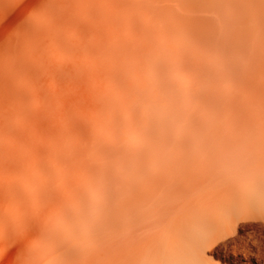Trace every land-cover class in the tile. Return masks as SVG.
Listing matches in <instances>:
<instances>
[{
	"label": "bare ground",
	"instance_id": "1",
	"mask_svg": "<svg viewBox=\"0 0 264 264\" xmlns=\"http://www.w3.org/2000/svg\"><path fill=\"white\" fill-rule=\"evenodd\" d=\"M264 264V0H0V264Z\"/></svg>",
	"mask_w": 264,
	"mask_h": 264
},
{
	"label": "rangeland",
	"instance_id": "2",
	"mask_svg": "<svg viewBox=\"0 0 264 264\" xmlns=\"http://www.w3.org/2000/svg\"><path fill=\"white\" fill-rule=\"evenodd\" d=\"M10 264H14V263H10Z\"/></svg>",
	"mask_w": 264,
	"mask_h": 264
}]
</instances>
